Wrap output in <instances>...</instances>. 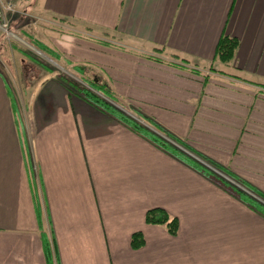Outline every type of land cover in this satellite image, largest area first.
Wrapping results in <instances>:
<instances>
[{"label": "crops", "instance_id": "0c3cea01", "mask_svg": "<svg viewBox=\"0 0 264 264\" xmlns=\"http://www.w3.org/2000/svg\"><path fill=\"white\" fill-rule=\"evenodd\" d=\"M20 8L60 30L82 26L85 35L40 42L106 82L118 106L264 196V0H24ZM223 35L239 41L228 62L216 57ZM46 68L32 77L38 85L27 83L24 136L10 100L16 76L0 70V264H264V215L73 98ZM155 207L178 218L177 234L146 222ZM135 232L145 238L139 248Z\"/></svg>", "mask_w": 264, "mask_h": 264}, {"label": "rangeland", "instance_id": "374dc122", "mask_svg": "<svg viewBox=\"0 0 264 264\" xmlns=\"http://www.w3.org/2000/svg\"><path fill=\"white\" fill-rule=\"evenodd\" d=\"M17 9L19 10V12L9 14V18L11 21L10 30L13 34L8 35L2 28H0V70H9L10 72L14 71V77L16 76V78L13 79L9 74V81L12 87H10V100L13 106L15 117L19 122L20 129L22 131L21 134L22 136H24V124L28 120L27 106L30 97V95H28L30 89L27 88V83H31L33 84V86H36L39 83V79H32V77L37 75L42 77L45 74V71L47 69L46 67H49L50 70L57 72V78L64 84H67L69 80H72L80 85L89 86L88 84H90L91 81L95 79V76L92 71L88 72L87 74L78 72L75 69V66H73L71 62L67 61V58H57L55 55L49 52V50H46L40 45V40L47 42L49 45H53L52 40L50 41L49 39V35H54L56 37H59L60 39L64 34L71 36H75L76 33L85 35L82 26H79L77 24L61 25L60 30L59 28H54L55 26H58H54V22H44L38 20L39 18L32 14H30L31 16L24 14V11L20 8V4L17 5ZM36 20L38 22H35ZM53 51L57 52L59 55L62 54L57 47H55V49L53 48ZM67 54L69 55V57H81L78 56V54L71 55L68 52ZM23 59L25 60L24 64L22 62ZM23 65L25 73H22L24 72ZM50 89L54 90L55 86L51 85ZM66 89L68 91V88ZM79 95H82L80 91L73 92L71 94L73 98H77L79 97ZM47 98H49V94H46V91L44 93H40L36 98V103L42 104L43 102H45V100H47ZM112 98L113 103H116L118 105L117 98H115L114 96ZM119 107L122 108V106ZM136 117L141 120L140 117ZM151 128L166 135L164 132L158 130L155 126H151ZM180 147L182 149H185L182 146ZM186 151L189 152L188 150Z\"/></svg>", "mask_w": 264, "mask_h": 264}, {"label": "trees", "instance_id": "16d2710c", "mask_svg": "<svg viewBox=\"0 0 264 264\" xmlns=\"http://www.w3.org/2000/svg\"><path fill=\"white\" fill-rule=\"evenodd\" d=\"M40 45L46 50H49V52H51L53 55L57 54L53 50L47 48L44 44L41 43ZM238 45L239 41L237 38L229 35H223L217 46L216 57L223 62H228L232 60L235 56ZM75 69L78 72L83 71L82 67H75ZM66 85L68 86L67 88L69 95H71L73 92L80 91L82 95L79 96L86 100L90 105L100 110L101 112H106L115 116L116 118L120 119L122 122L130 126V128H132L135 132L147 137L148 139L156 143L158 146H160L162 149L188 163L189 165L202 172L206 176L219 181L224 186L234 191V193L238 197H240V199L246 202L249 206L264 215V196L261 193L251 188V194L243 188L237 186L225 176L221 175L220 173L214 170L217 169L221 171V168L218 165L206 159V157H204L201 153L192 150L190 146H188L175 136L167 133L157 123L151 121V123L158 130L164 132L168 138L164 137L160 132L150 128L147 124L142 122L133 114L129 113L123 108H120L116 103H113V96L106 82L93 79L91 83L88 84L89 86H83L78 84L77 82L69 80ZM99 93H101L102 95ZM180 146H182L189 152H187L185 149H182ZM190 152L194 153L200 158L193 156L192 154H190ZM146 222L149 224L165 225L167 226L169 232L174 235L177 234L179 230L178 218L170 216V214L164 208L160 207L151 208L147 211ZM144 243L145 238L142 232H135L132 235L131 244L134 248H139L143 246Z\"/></svg>", "mask_w": 264, "mask_h": 264}, {"label": "built area", "instance_id": "2783aa9c", "mask_svg": "<svg viewBox=\"0 0 264 264\" xmlns=\"http://www.w3.org/2000/svg\"><path fill=\"white\" fill-rule=\"evenodd\" d=\"M23 1L24 0H0V28H2L8 35L13 34L10 30L11 21L9 14L19 12L17 5Z\"/></svg>", "mask_w": 264, "mask_h": 264}]
</instances>
